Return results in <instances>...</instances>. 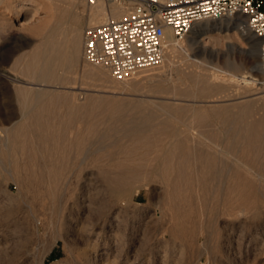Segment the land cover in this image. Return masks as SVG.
<instances>
[{"label": "rangeland", "instance_id": "obj_1", "mask_svg": "<svg viewBox=\"0 0 264 264\" xmlns=\"http://www.w3.org/2000/svg\"><path fill=\"white\" fill-rule=\"evenodd\" d=\"M28 2L37 7L20 10ZM89 12L85 0H0V149L9 151L0 163V264L264 262V76L248 54L254 41L211 31L195 38L205 53L171 43L159 67L117 81L82 58ZM53 29L56 42L79 30L77 58L41 82L31 69ZM226 59L260 83L217 75ZM21 88L43 96L21 103ZM244 103L250 114L238 115ZM175 132L186 143L170 162ZM166 160L170 184L155 173ZM41 171L57 184L30 189L26 178Z\"/></svg>", "mask_w": 264, "mask_h": 264}, {"label": "built area", "instance_id": "obj_2", "mask_svg": "<svg viewBox=\"0 0 264 264\" xmlns=\"http://www.w3.org/2000/svg\"><path fill=\"white\" fill-rule=\"evenodd\" d=\"M103 5L107 18L82 33V58L117 81L159 67L171 43L181 42L198 22L245 17L264 59V0H85ZM121 14L113 16L114 9Z\"/></svg>", "mask_w": 264, "mask_h": 264}, {"label": "bare ground", "instance_id": "obj_3", "mask_svg": "<svg viewBox=\"0 0 264 264\" xmlns=\"http://www.w3.org/2000/svg\"><path fill=\"white\" fill-rule=\"evenodd\" d=\"M75 4V3H74ZM49 5V3H48ZM20 7V10H23V11H28V10H32L34 7H37V5H35L33 2L30 3H24V4H21L19 5ZM76 6V5H75ZM53 8V7H52ZM76 9V8H75ZM93 9V12H89L90 13V16H91V23L96 25V24H100L99 22V17H102L103 18V21L106 20L107 18V14L105 12V8L103 5L99 4L98 6L94 7V8H91ZM77 10V9H76ZM75 10V11H76ZM54 13V12H53ZM62 14V11L60 12ZM59 14V13H58ZM121 14V10L118 8V9H114L113 10V16L117 17ZM62 16V15H61ZM73 20V18H72ZM57 21V20H56ZM76 21V19H75ZM78 21V20H77ZM102 21V22H103ZM101 22V23H102ZM245 22H246V18L245 17H236L233 21L232 19H224V23H219V21H209V20H205V21H201V22H198L194 25V27L192 28L191 30V33L194 35V38H193V41L190 43L189 46H187L186 44V39L189 38V36H187V38L185 37L182 41V44H181V48H183L185 51H190L191 48L190 46L191 45H194V49H199L201 50V53H205L206 50L204 48H201V39L197 40L195 38L197 37H201V35H204V34H207L208 32H215V33H219V32H222L225 36L229 33H235L236 31H238L242 37H244L245 39H248L250 41H254V44L251 46L248 54L249 55H257L258 56V60H256V64H255V67L259 73L260 76H264V59L261 58L260 54H259V39L255 38L254 35L251 33V31L247 28V26L245 25ZM93 25V26H94ZM55 28V27H54ZM60 27H58L59 29ZM61 32V31H59ZM56 29H53L50 31V37L51 39H49L45 49H44V56L45 58L42 60L41 63H38L36 65V67H33L31 69V74L33 76H35V78L41 82H46L52 78L55 77L54 75V71H55V68L57 67H60V66H63L65 65V63L67 64H71L73 63L76 58H77V51L79 49V41H80V34H79V30L78 29H75L69 33L66 34V37L64 38V41L62 42H56L54 41V37H56L59 33ZM68 32V31H67ZM56 35V36H55ZM61 36V35H60ZM61 37H57V39L61 40L60 39ZM172 45V44H171ZM228 47H230V45H227ZM205 47V46H203ZM171 53H174L172 52L173 49L171 48L169 50ZM242 52V51H241ZM244 52V51H243ZM247 52V51H246ZM170 53V55H171ZM211 54V52H210ZM214 54V53H212ZM192 55V54H191ZM193 56V55H192ZM38 57V55H37ZM37 63V62H36ZM201 64H204V62H200ZM207 63V62H206ZM67 64V65H68ZM207 65V64H206ZM241 65H239V63H236L234 60H229V59H226L224 62H223V65H222V69L220 68V66H215L213 67V70L218 72L216 73L217 75L221 76L223 79L227 80V81H233V83L236 81L238 83H241V84H244V85H248V84H251L252 82L251 81H256L258 83H260V80L258 78H254L253 76L249 75L248 72H245V71H242L241 68H240ZM32 67V66H31ZM30 71V70H29ZM25 74V73H24ZM215 73H213L212 75L215 77L216 76ZM213 77V78H214ZM217 77V76H216ZM215 77V78H216ZM261 80H263L262 78H260ZM253 84V83H252ZM263 84V83H262ZM255 85V84H254ZM260 85V84H259ZM207 88V87H205ZM259 87H257L258 89ZM261 89V88H260ZM259 92V90H258ZM16 96H17V99L21 102V103H28L30 102L31 103H37L40 101L41 97L43 96L42 94L40 93H37V92H33V93H30L29 91L27 90H24V88L22 89H18L16 91ZM45 97V96H44ZM251 104L250 103H244L242 104L241 106L238 107V115H241V116H245V115H248L250 114V110H251ZM228 108V107H227ZM230 108V107H229ZM24 110V109H23ZM31 110V109H30ZM220 110V108H219ZM221 111V110H220ZM232 111V110H231ZM28 113V112H27ZM233 115V114H232ZM22 118H24L26 116V112H22ZM54 116V115H53ZM4 119L2 120L4 123H8L10 121V113L8 115H4ZM27 117V116H26ZM235 114H234V117L233 119H235ZM56 118V117H55ZM51 122V121H50ZM264 122V120H263ZM262 122V124H263ZM261 124V122H260ZM23 125V124H22ZM25 125V124H24ZM261 126V125H260ZM22 127V126H21ZM29 127V126H28ZM235 127V126H234ZM262 127V126H261ZM27 128V127H26ZM22 129V128H21ZM19 129V130H21ZM41 129V128H40ZM39 129V130H40ZM48 129V128H47ZM51 129V128H50ZM263 129V128H262ZM5 130V129H4ZM177 130V129H176ZM50 131V130H49ZM53 131V130H52ZM1 133V132H0ZM13 133V131H10V134ZM73 133V131H72ZM187 133V132H186ZM190 133V132H189ZM188 133V134H189ZM237 131L236 130H233V134L236 135ZM15 134H18V133H15ZM173 134V133H172ZM184 134V133H183ZM182 134V135H183ZM71 135V134H70ZM73 135V134H72ZM75 135V134H74ZM186 135V134H184ZM191 136V135H190ZM188 136V137H190ZM74 137V136H73ZM183 136L180 135L179 132H175L173 134V138L175 140V142L173 143V145H171V147L167 150V151H163L164 154H167L169 155L168 159L175 155L176 151L177 150H182L183 147H184V140L181 138ZM61 138V137H60ZM185 138V137H184ZM192 138V136L190 137ZM80 139V138H79ZM190 140V139H189ZM188 141V140H187ZM80 142V141H79ZM83 143V141H82ZM186 143V142H185ZM79 144V143H78ZM187 145V144H186ZM3 147V146H2ZM188 147V146H187ZM5 148V146H4ZM3 149V148H2ZM14 149V148H13ZM80 149V148H79ZM6 150V149H5ZM80 151V150H79ZM82 151V150H81ZM86 152V151H85ZM178 152V151H177ZM219 152V151H218ZM9 153V151H2L0 149V163L2 161V159L4 158L5 160V157H6V154ZM89 153V151H88ZM90 154V153H89ZM9 155V154H8ZM91 155V154H90ZM80 156V155H79ZM88 156V155H87ZM86 156V157H87ZM167 158V157H166ZM164 159V158H163ZM162 159V161H163ZM172 160V157L170 158ZM169 159V160H170ZM65 160V159H64ZM170 160V162H171ZM161 161V160H160ZM167 161V160H166ZM6 162V160H5ZM4 163V161H3ZM66 163V162H65ZM85 163V162H84ZM118 163V162H117ZM116 163V164H117ZM159 163V162H158ZM6 164V163H5ZM55 164V163H54ZM157 167H156V170H155V173L160 177L159 179L162 180V182L164 184H170V179L172 176L173 173H175L174 171V166L170 163H168V161L166 163L164 162H161L159 164H157ZM121 166V165H120ZM120 166H119V169H120ZM1 167V166H0ZM4 167V165L2 166V168ZM8 167V166H7ZM51 167V166H50ZM72 167V166H71ZM77 167V166H76ZM117 167V166H115ZM42 169V168H41ZM44 169V168H43ZM48 169V168H47ZM122 169V168H121ZM3 170V169H2ZM56 170V169H55ZM54 170V171H55ZM115 170H117L115 168ZM175 170H178L177 168ZM231 170V169H230ZM81 171V170H80ZM127 172V171H126ZM33 173V172H32ZM50 173L49 171H41V173L39 174V176L35 179L32 180V176H29L27 177V181H28V185L30 187V189H34V188H50V187H53L55 186L57 183H55L53 180V178H51L48 174ZM70 173V172H69ZM114 173V172H113ZM112 173V174H113ZM104 174V173H103ZM120 174H124V173H120ZM119 174V176H121ZM130 174H132L130 172ZM33 175V174H32ZM178 175V173L176 174ZM110 176V175H109ZM156 176V175H155ZM108 177V176H107ZM129 177H131L129 175ZM140 177V176H139ZM237 177V176H236ZM118 178V177H117ZM128 178V176H127ZM174 178V177H173ZM23 179V178H22ZM158 179V177H157ZM177 179V178H176ZM174 179V180H176ZM107 180V179H105ZM121 180V179H120ZM132 180V179H131ZM135 180V179H133ZM246 180V179H245ZM113 182V181H112ZM128 181H126L127 183ZM178 182V181H177ZM187 182V181H186ZM110 183V182H108ZM114 183V182H113ZM112 183V184H113ZM129 186L130 183H127ZM110 185V184H109ZM112 186V185H110ZM114 186H115V183H114ZM123 186V185H122ZM177 186V185H176ZM234 187V186H233ZM127 188V187H126ZM125 188V189H126ZM132 188V187H131ZM232 188V187H231ZM67 190V188H65ZM114 189V188H112ZM118 188H116V191H117ZM122 189V188H121ZM177 189V188H176ZM50 190V189H49ZM119 190V189H118ZM123 190H124V187H123ZM129 190V189H128ZM128 190H124V191H121V192H116L115 193V197H125L126 194H128ZM131 190V189H130ZM41 191V190H40ZM60 191V190H59ZM114 191V190H113ZM51 192L53 193V191L51 190ZM111 193V192H110ZM37 194V193H36ZM63 194V193H62ZM58 195V194H57ZM112 195V194H111ZM61 196V194H60ZM63 196V195H62ZM64 197V196H63ZM60 198V197H59ZM112 198V197H111ZM126 198V197H125ZM63 199V198H62ZM107 199L109 200L108 196H107ZM65 200V199H64ZM107 200V201H108ZM75 202V201H74ZM78 202V201H76ZM109 202V201H108ZM113 202V201H112ZM63 203V202H62ZM79 203V202H78ZM230 205V203L228 204ZM88 208V207H87ZM227 208V207H226ZM12 211V209H11ZM97 210H95V213H96ZM1 212V211H0ZM5 212V211H4ZM94 212V211H93ZM99 213V212H97ZM3 214V213H2ZM6 214V213H5ZM9 214L10 211H9ZM8 215V214H7ZM98 216V215H97ZM98 219V218H97ZM106 219V218H105ZM99 220V219H98ZM96 223V222H95ZM89 225V224H88ZM86 227V226H85ZM90 228V227H88ZM93 228V227H92ZM91 229V228H90ZM86 230V229H85ZM88 231V230H87ZM86 232V231H85ZM89 234H87L88 236ZM24 240V239H23ZM30 243V242H29ZM27 248V246H26ZM1 251V250H0ZM28 251V250H27ZM90 251V250H89ZM90 253V252H89ZM86 255V254H85ZM91 255V254H90ZM87 257V256H86ZM90 257V256H88ZM11 258V257H10ZM95 258V257H94ZM12 260V258H11ZM92 261V260H91ZM90 261V262H91ZM257 264V263H255ZM258 264H264V262L262 263H258Z\"/></svg>", "mask_w": 264, "mask_h": 264}]
</instances>
